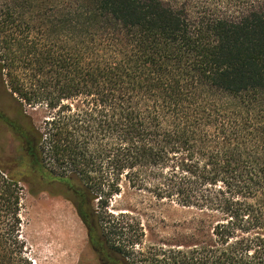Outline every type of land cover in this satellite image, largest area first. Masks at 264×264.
I'll list each match as a JSON object with an SVG mask.
<instances>
[{"label": "trees", "instance_id": "16d2710c", "mask_svg": "<svg viewBox=\"0 0 264 264\" xmlns=\"http://www.w3.org/2000/svg\"><path fill=\"white\" fill-rule=\"evenodd\" d=\"M190 1L0 0L18 114L0 113L15 142L0 143V264L23 260L21 184L53 182L110 264H264V0ZM122 186L184 208L187 227L145 244L99 218Z\"/></svg>", "mask_w": 264, "mask_h": 264}, {"label": "rangeland", "instance_id": "374dc122", "mask_svg": "<svg viewBox=\"0 0 264 264\" xmlns=\"http://www.w3.org/2000/svg\"><path fill=\"white\" fill-rule=\"evenodd\" d=\"M245 1L190 2L196 5L197 9H225V6L232 9ZM0 113L8 119L18 116L16 102L1 87ZM0 130V143H5L4 155H8L14 150L15 142L9 131L3 128ZM21 186L19 239L23 241V260L20 264H96L86 243V227L77 215L70 196L65 193V186L53 182L38 193H31L25 183ZM94 205L99 218L106 219L108 215H112L116 220L127 222L129 234L136 236L140 229L144 230L142 241L145 244L158 242L184 231L190 218L184 208L167 201L159 202L145 198L136 190L124 186L118 194L108 198L106 207L101 209L97 200ZM107 227L108 225L99 233H106Z\"/></svg>", "mask_w": 264, "mask_h": 264}, {"label": "flooded vegetation", "instance_id": "af4514ba", "mask_svg": "<svg viewBox=\"0 0 264 264\" xmlns=\"http://www.w3.org/2000/svg\"><path fill=\"white\" fill-rule=\"evenodd\" d=\"M86 231H87V242L86 243H87V246L91 249V251L93 253V256H94L95 261H96L95 263L96 264H110L109 257H108V252H109L108 247L103 243H99L96 246L93 245L89 241L87 227H86Z\"/></svg>", "mask_w": 264, "mask_h": 264}]
</instances>
